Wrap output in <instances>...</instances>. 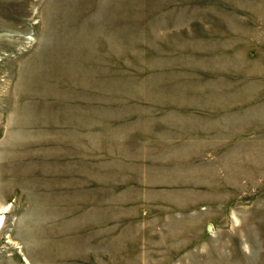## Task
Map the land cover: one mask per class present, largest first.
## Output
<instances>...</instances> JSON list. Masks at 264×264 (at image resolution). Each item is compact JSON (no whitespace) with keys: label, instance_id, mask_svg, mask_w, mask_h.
<instances>
[{"label":"rangeland","instance_id":"obj_1","mask_svg":"<svg viewBox=\"0 0 264 264\" xmlns=\"http://www.w3.org/2000/svg\"><path fill=\"white\" fill-rule=\"evenodd\" d=\"M0 264H264V0H0Z\"/></svg>","mask_w":264,"mask_h":264},{"label":"bare ground","instance_id":"obj_2","mask_svg":"<svg viewBox=\"0 0 264 264\" xmlns=\"http://www.w3.org/2000/svg\"><path fill=\"white\" fill-rule=\"evenodd\" d=\"M1 221V220H0Z\"/></svg>","mask_w":264,"mask_h":264}]
</instances>
